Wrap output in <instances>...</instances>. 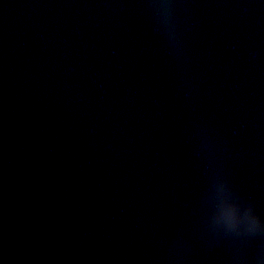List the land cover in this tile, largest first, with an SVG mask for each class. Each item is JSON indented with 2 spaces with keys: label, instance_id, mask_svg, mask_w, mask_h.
<instances>
[{
  "label": "water",
  "instance_id": "water-1",
  "mask_svg": "<svg viewBox=\"0 0 264 264\" xmlns=\"http://www.w3.org/2000/svg\"><path fill=\"white\" fill-rule=\"evenodd\" d=\"M0 264H264V0H0Z\"/></svg>",
  "mask_w": 264,
  "mask_h": 264
}]
</instances>
